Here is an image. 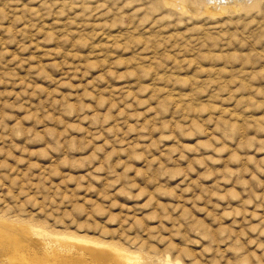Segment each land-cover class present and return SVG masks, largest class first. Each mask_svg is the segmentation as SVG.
<instances>
[{
	"label": "rangeland",
	"instance_id": "rangeland-1",
	"mask_svg": "<svg viewBox=\"0 0 264 264\" xmlns=\"http://www.w3.org/2000/svg\"><path fill=\"white\" fill-rule=\"evenodd\" d=\"M201 1L0 0V218L24 244L264 264V0Z\"/></svg>",
	"mask_w": 264,
	"mask_h": 264
},
{
	"label": "bare ground",
	"instance_id": "bare-ground-1",
	"mask_svg": "<svg viewBox=\"0 0 264 264\" xmlns=\"http://www.w3.org/2000/svg\"><path fill=\"white\" fill-rule=\"evenodd\" d=\"M196 1L198 2V0ZM202 1L201 3H203ZM206 3L204 4L206 5ZM216 7L218 8V6ZM206 8L208 9V7ZM215 11L217 10L215 9ZM0 223L5 225L0 227V246L3 247L0 249V254L5 260L1 264H143L141 259L144 256L140 253L105 241L74 235H55L42 232L44 234L42 239H35L37 240L35 245H26L24 244L25 240L19 239L18 229L14 228L18 227L20 230L25 228L29 232L32 230L30 225L25 227L17 222L2 218H0Z\"/></svg>",
	"mask_w": 264,
	"mask_h": 264
}]
</instances>
